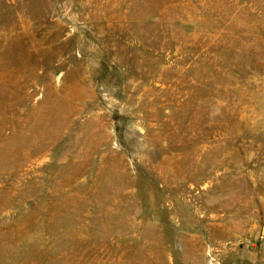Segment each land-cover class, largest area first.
I'll return each instance as SVG.
<instances>
[{
  "label": "rangeland",
  "instance_id": "rangeland-1",
  "mask_svg": "<svg viewBox=\"0 0 264 264\" xmlns=\"http://www.w3.org/2000/svg\"><path fill=\"white\" fill-rule=\"evenodd\" d=\"M0 264H264V0H0Z\"/></svg>",
  "mask_w": 264,
  "mask_h": 264
}]
</instances>
